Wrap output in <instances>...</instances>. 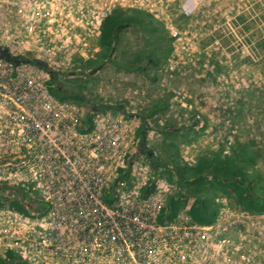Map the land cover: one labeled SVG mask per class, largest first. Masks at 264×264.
I'll use <instances>...</instances> for the list:
<instances>
[{
	"label": "built area",
	"instance_id": "1",
	"mask_svg": "<svg viewBox=\"0 0 264 264\" xmlns=\"http://www.w3.org/2000/svg\"><path fill=\"white\" fill-rule=\"evenodd\" d=\"M200 1L178 4L180 18L195 16ZM112 5L0 0V48L12 58L30 53L50 71H72L73 57L94 53ZM167 15L157 19L176 37ZM49 81L47 70L0 58V261L13 254L23 264H218L217 233L191 219V201L159 220L180 189L168 169L154 170L137 153L142 123L127 110L136 100L85 114L57 99ZM183 153L184 165L199 161Z\"/></svg>",
	"mask_w": 264,
	"mask_h": 264
},
{
	"label": "rangeland",
	"instance_id": "2",
	"mask_svg": "<svg viewBox=\"0 0 264 264\" xmlns=\"http://www.w3.org/2000/svg\"><path fill=\"white\" fill-rule=\"evenodd\" d=\"M182 1L132 0L134 7L123 9L119 7L123 1L109 0L116 6L111 15L122 12L134 19L140 13L142 23L129 22L121 29L119 43L107 59L96 40L87 59L72 58V71H52L55 83L85 98L84 103L63 100L85 114L136 100L127 110L140 121L145 117L147 136L151 131L162 134L146 137V148L166 163L173 164L175 152L181 163L185 150L211 158L229 157L235 149L249 147L256 159L248 174L264 186V0H202L191 19L180 18L177 6ZM163 10L180 32L176 37L167 20L157 19ZM152 26L148 33L146 28ZM139 55L142 62L133 63ZM23 57L34 59L30 53ZM157 102H163V108L152 112ZM168 130L178 133L169 136L164 132ZM257 194L254 188L252 195ZM215 202L219 214L210 226L217 233L218 264H264V213L242 211L233 197L218 196Z\"/></svg>",
	"mask_w": 264,
	"mask_h": 264
},
{
	"label": "trees",
	"instance_id": "3",
	"mask_svg": "<svg viewBox=\"0 0 264 264\" xmlns=\"http://www.w3.org/2000/svg\"><path fill=\"white\" fill-rule=\"evenodd\" d=\"M133 16V15H131ZM143 15L138 13L134 19H130V16H122V12H115L113 15L107 17L102 25L101 36L96 42V46L102 55L103 59H107L108 56L114 52L116 44L119 43V34L129 22L142 23ZM132 18V17H131ZM150 18V17H149ZM151 19V18H150ZM152 20V19H151ZM153 21V20H152ZM152 28H146L148 33H152ZM166 56V55H165ZM142 57L135 56L133 63H141ZM13 64L29 63L41 67L49 73L51 79L49 81L51 93L57 97L60 101L65 99L74 98L79 103H84L85 98L79 93H72L65 91L60 84L55 83V75L46 66H43L41 62L29 57H13ZM95 62L89 63L90 67ZM96 67H100L99 65ZM93 68V71H95ZM98 69V68H97ZM86 105V104H85ZM163 102H157L152 112H155L159 108H163ZM107 107V106H105ZM104 108V107H103ZM101 108V109H103ZM117 109V108H115ZM142 126L137 129V137L140 140L138 145V153L146 154V134L144 127L146 126L145 117H141ZM163 132V131H161ZM168 132L169 136L177 135L176 130L164 131ZM247 147V146H245ZM249 150H248V149ZM239 147L235 149L228 157L214 156L209 158L200 157L198 163L195 166L188 167L182 166L179 162L178 152L173 155V164L171 162L158 160L154 161L153 157H147V160L152 163L154 169L158 166L170 165L173 167V172H166L170 181L175 177V183L185 191V195L178 194L177 199H171L166 206L167 216H161L160 221L165 218L173 219L179 210L185 208L189 200H192V204L188 215L191 219L202 225L212 224L217 215L219 214V205L215 202L218 196L228 197L234 199V204L245 212H254L257 214L264 213V186L257 179V177H251L248 174L251 164L255 162L256 156L250 150L249 147ZM256 188L258 194L252 195V190ZM181 198L183 200H181ZM110 202V200H105ZM17 207V204H12ZM9 261H0V264H16L17 258L13 254L9 255Z\"/></svg>",
	"mask_w": 264,
	"mask_h": 264
},
{
	"label": "clouds",
	"instance_id": "4",
	"mask_svg": "<svg viewBox=\"0 0 264 264\" xmlns=\"http://www.w3.org/2000/svg\"><path fill=\"white\" fill-rule=\"evenodd\" d=\"M162 135V134H161ZM164 135V134H163ZM152 149H150L149 147L147 148V152L148 153H146V154H142V155H147V157H152L151 156V154H152ZM147 157H146V159H147ZM182 157V156H181ZM154 158V157H153ZM180 158V157H179ZM155 160L154 161H158V160H160V159H156V158H154ZM181 163H182V166H185L184 164H183V162H182V160H181ZM198 163V162H197ZM196 165V164H195ZM194 165V166H195ZM164 167H166V165H164ZM169 170V173H172V174H174V172H173V168H169L168 169ZM173 179H175V177H174V175H173ZM189 201H191V204H192V200H189ZM189 201H188V203H189ZM188 203H187V205H188ZM191 204H190V207H191ZM186 207V206H185ZM199 224V223H198ZM202 225V224H201ZM205 226H209V225H205ZM10 260V259H9ZM17 260L19 261V262H21L18 258H17ZM23 264V263H22Z\"/></svg>",
	"mask_w": 264,
	"mask_h": 264
},
{
	"label": "water",
	"instance_id": "5",
	"mask_svg": "<svg viewBox=\"0 0 264 264\" xmlns=\"http://www.w3.org/2000/svg\"><path fill=\"white\" fill-rule=\"evenodd\" d=\"M0 58H3L4 60L11 62L13 58L11 55L8 53L6 49L0 48Z\"/></svg>",
	"mask_w": 264,
	"mask_h": 264
},
{
	"label": "bare ground",
	"instance_id": "6",
	"mask_svg": "<svg viewBox=\"0 0 264 264\" xmlns=\"http://www.w3.org/2000/svg\"><path fill=\"white\" fill-rule=\"evenodd\" d=\"M144 8V7H143ZM194 17V16H193ZM58 102H60L59 100H57ZM61 102H64V101H61ZM139 139V138H138ZM139 143H140V140H139ZM137 150H138V148H137ZM152 164V163H151ZM152 166V165H151ZM159 167H161V166H158L157 168H159ZM152 168L154 169V166H152ZM157 168H155V169H157ZM154 169V170H155ZM165 170H166V168H165ZM108 203V205H111L110 204V202H107ZM15 258H17L16 256H15ZM7 260L9 261V258L7 257Z\"/></svg>",
	"mask_w": 264,
	"mask_h": 264
},
{
	"label": "flooded vegetation",
	"instance_id": "7",
	"mask_svg": "<svg viewBox=\"0 0 264 264\" xmlns=\"http://www.w3.org/2000/svg\"><path fill=\"white\" fill-rule=\"evenodd\" d=\"M126 26H127V25H126ZM141 61H142V60H141ZM149 61H150V60H149ZM97 68L99 69L100 67H96L94 70H96ZM93 72H94V71H93ZM93 72H92V73H93ZM144 129L146 130V128H144ZM143 133H144V135H145V134L147 135V130H146V131H143Z\"/></svg>",
	"mask_w": 264,
	"mask_h": 264
}]
</instances>
